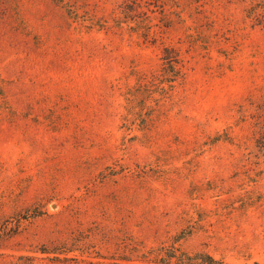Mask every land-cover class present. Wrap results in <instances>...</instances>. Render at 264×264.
<instances>
[{
  "label": "rangeland",
  "instance_id": "374dc122",
  "mask_svg": "<svg viewBox=\"0 0 264 264\" xmlns=\"http://www.w3.org/2000/svg\"><path fill=\"white\" fill-rule=\"evenodd\" d=\"M174 247L264 264V0H0V264Z\"/></svg>",
  "mask_w": 264,
  "mask_h": 264
},
{
  "label": "trees",
  "instance_id": "16d2710c",
  "mask_svg": "<svg viewBox=\"0 0 264 264\" xmlns=\"http://www.w3.org/2000/svg\"><path fill=\"white\" fill-rule=\"evenodd\" d=\"M170 51L167 49L163 50L162 60H166V55L169 54ZM177 78L176 65L172 62L163 63L161 69L159 71L158 76L155 81L157 83L152 87V92L157 96H165L167 91H169ZM135 115L137 116L140 113V108H138V104H135ZM141 119H136L135 124H137ZM216 139V138H215ZM214 140V139H213ZM167 258L173 259L176 264H224L222 260L217 259L211 255L205 253H195V254H187L179 251L176 247L170 251L167 255Z\"/></svg>",
  "mask_w": 264,
  "mask_h": 264
}]
</instances>
